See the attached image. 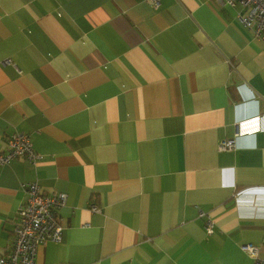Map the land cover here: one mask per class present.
Returning a JSON list of instances; mask_svg holds the SVG:
<instances>
[{
    "label": "crops",
    "instance_id": "obj_1",
    "mask_svg": "<svg viewBox=\"0 0 264 264\" xmlns=\"http://www.w3.org/2000/svg\"><path fill=\"white\" fill-rule=\"evenodd\" d=\"M238 10L0 0V150L23 132L37 154L0 166V256L31 181L66 194L61 239L35 264H252L246 243L264 255V40Z\"/></svg>",
    "mask_w": 264,
    "mask_h": 264
},
{
    "label": "built area",
    "instance_id": "obj_2",
    "mask_svg": "<svg viewBox=\"0 0 264 264\" xmlns=\"http://www.w3.org/2000/svg\"><path fill=\"white\" fill-rule=\"evenodd\" d=\"M153 6L159 0H149ZM230 6H238L236 18L254 37L264 40V0H225ZM27 133L17 132L7 136L6 147L0 150V166L15 157H24L33 162L37 154L33 150ZM219 148H231L234 140L226 139L219 142ZM25 201L18 207L16 221L12 229V241L8 253L0 256V264H35L37 245L45 241L58 242L61 239L63 225L59 221L57 208L66 200L63 192L41 193L35 181L24 184ZM199 212L198 215H203ZM213 224L206 219L205 229L209 233ZM257 245L246 243L241 249L252 257V264H264V255L258 253Z\"/></svg>",
    "mask_w": 264,
    "mask_h": 264
}]
</instances>
